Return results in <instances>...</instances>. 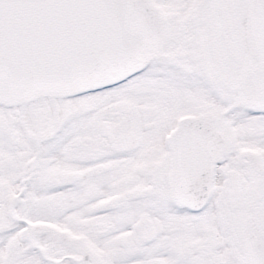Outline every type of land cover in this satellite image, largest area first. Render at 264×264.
I'll return each mask as SVG.
<instances>
[{
	"label": "snow or ice",
	"instance_id": "6c2138e0",
	"mask_svg": "<svg viewBox=\"0 0 264 264\" xmlns=\"http://www.w3.org/2000/svg\"><path fill=\"white\" fill-rule=\"evenodd\" d=\"M0 264H264V0H0Z\"/></svg>",
	"mask_w": 264,
	"mask_h": 264
}]
</instances>
